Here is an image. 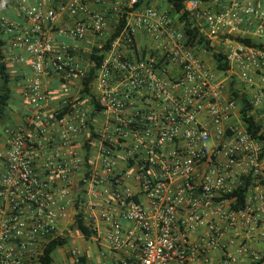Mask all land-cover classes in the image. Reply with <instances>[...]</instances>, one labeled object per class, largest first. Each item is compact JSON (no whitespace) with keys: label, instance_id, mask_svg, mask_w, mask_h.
<instances>
[{"label":"built area","instance_id":"obj_1","mask_svg":"<svg viewBox=\"0 0 264 264\" xmlns=\"http://www.w3.org/2000/svg\"><path fill=\"white\" fill-rule=\"evenodd\" d=\"M48 1L0 0V36L26 53L13 58L28 61L33 73L21 95L36 131L5 130L0 264H40L50 241H69L77 213L91 241L121 253L119 264H264V141L248 133L227 83L236 77L251 85L254 76L264 83V49L238 41L254 34L264 45V6L183 0L191 26L209 41L221 39L230 66L224 74L187 45L175 13L115 0L110 32L107 12L89 8L109 0ZM13 4L21 22L7 14ZM63 15L68 23L59 36L86 44L84 50L56 42ZM120 19L122 29L108 43ZM94 53L103 55L90 84L100 111L80 95L46 111L41 79L57 76L82 91ZM250 103L253 110L264 105V92ZM62 106L68 110L58 118ZM245 180L236 209L237 198L228 195ZM215 250L216 262L208 258ZM59 252L65 262L83 264L70 242L52 264Z\"/></svg>","mask_w":264,"mask_h":264},{"label":"crops","instance_id":"obj_2","mask_svg":"<svg viewBox=\"0 0 264 264\" xmlns=\"http://www.w3.org/2000/svg\"><path fill=\"white\" fill-rule=\"evenodd\" d=\"M17 2V0H14ZM31 3L34 2V0H29ZM60 0H49L47 5L49 6H56L59 3ZM257 6L262 7L264 6V0H253ZM115 0H109L106 5L100 7V6H92L89 5V8L94 11H100L104 10L107 12L108 16V27L109 31H112V25L114 24V17L112 16V6L114 5ZM149 6H152L153 8H156L159 11H170L173 13L170 5L166 3L164 0H149ZM203 9H206V6H203ZM7 14L9 17L13 18L16 21L21 22V18L17 15L15 12V4L11 5L7 11ZM68 19L66 16H61L58 23L55 26V39L57 43H65L68 45H72L73 47L78 50H84L86 47V44L84 43H77L75 41L66 39L62 36H59V31L62 30L67 26ZM241 29V27H239ZM251 28L247 29L249 32ZM247 39H250L252 43H259L261 41L260 38L255 36L254 34H248L246 36ZM211 42L214 44L217 51L223 52L224 48L221 45V39L218 37H213L210 39ZM3 46L1 47L2 53L4 55L3 61L7 64L8 72L11 76V101L9 102V105L6 109V113L0 121H3L2 125H0V173L3 171V158L5 154V142L7 139V136L5 134L6 129L16 130V129H23L26 132L36 133L35 130H32V127L28 126L27 118L30 115L31 108L22 98V90L23 88L29 83V80H32L33 73L30 68V65L27 62L25 63H19L15 61L13 58V55L20 54L26 56V53L24 51H14L10 48L9 44L7 43L6 39H3ZM89 46H93L94 42L87 43ZM203 51V50H202ZM202 51H196L197 55L201 59H205V53H202ZM210 55V54H209ZM77 59L82 62L83 66L89 67L86 56L79 55ZM84 62V63H83ZM213 63V61H212ZM214 65V63H213ZM254 83L253 84H246L238 80L236 77L231 78L228 83V88L230 85L231 80H234L235 82V88L238 89L241 93L246 94L250 100L259 92H264V83L260 82L258 80L257 76H254ZM43 85L45 86L47 90V101L44 104V109L47 110H53L59 107L61 108V105L63 102L70 101L71 99L77 98V96H81L82 100L83 94L80 89H78V83H72L70 86L67 83H64L59 77L52 76V77H44L41 79ZM0 87H2V80H0ZM1 91V90H0ZM86 101L89 100V98L85 99ZM252 114L257 118L259 122H264V105H261L257 109H254ZM89 133H83L82 137H79L81 142L85 140L84 138ZM80 142V143H81ZM77 147H82L81 145L77 144ZM80 150V148H79ZM261 192H264V189H260ZM80 193V191H79ZM67 222L71 223V219L74 217V208L70 207L67 211ZM67 222H64V224H67ZM130 226V225H126ZM76 235H78L76 238H69L70 244L72 246H76L79 250V253L82 257H84L83 264H119V258L121 257V253H110L107 249L103 247H99L95 242L91 241V239H86L82 237L80 234L75 232ZM76 239V241L74 240ZM75 242V243H74ZM221 257V254L219 251L215 250L211 253H209L208 258L211 261H218ZM66 256L64 253H58V255L55 257V263L54 264H71V261L68 260L65 262ZM246 259H244L242 262L244 264H247ZM192 264H201L200 259H196Z\"/></svg>","mask_w":264,"mask_h":264},{"label":"trees","instance_id":"obj_3","mask_svg":"<svg viewBox=\"0 0 264 264\" xmlns=\"http://www.w3.org/2000/svg\"><path fill=\"white\" fill-rule=\"evenodd\" d=\"M166 3H168L173 11V13L178 15V19L183 23V30L187 37V45L194 47L195 51H205L211 55L212 61L214 63L215 69L221 73H227L229 71L230 66L227 62H225V58L222 55L221 52L217 51L214 44L206 39L200 30L197 27H192L191 23L188 21L187 13L184 10V4L183 0H164ZM141 3L144 5L149 4V0H141ZM124 20L120 19L118 26L116 27L115 33L111 36V38L108 40V43L112 41V39L115 38V36L121 31L122 26L124 24ZM3 39L0 36V80H2V87H0V119H2L6 113V109L9 105V102L11 101L12 91H11V76L8 72L7 64L3 61L4 55L2 53L1 47L3 46ZM238 41L252 47L264 49V45L262 44H255L250 41V39H238ZM107 45L104 46V48H108ZM98 51L97 49L95 52ZM103 55H97V54H91L90 55V68L87 77L83 80V90L82 94L85 95L84 98H89L88 102L91 105L93 110L97 113L100 111V107L98 103L95 101L94 95H92L90 91V84L93 81V79L96 76V71L98 70L101 62H102ZM229 93L232 96L233 99H237V102L241 105V120L243 121L244 125L246 126V129L248 133L256 139H259L260 141H264V122H259L257 118L252 114L253 107L250 103L249 97L238 91V89L235 88V82L234 80H231L229 85ZM63 107V106H62ZM63 112H60L58 114V118H61L63 114L68 110L67 106H64L62 108ZM94 113H91V119L94 117ZM88 151V149H87ZM88 159V154L85 157ZM249 182L248 180H245L243 187H240L233 192H231L228 197H236L238 200V203L234 205V208H241L243 207L242 202L244 200V193L246 191V187L248 186ZM77 207V206H76ZM71 228L77 233L83 235L85 238L90 237L91 232L90 229L85 225L82 221V215L80 213H77L75 215V222L71 226ZM70 241L66 240H52L50 241L45 249L43 255L40 257V264H52L54 260V255H56L58 247L62 246L65 243H68ZM84 261V257L81 259Z\"/></svg>","mask_w":264,"mask_h":264},{"label":"rangeland","instance_id":"obj_4","mask_svg":"<svg viewBox=\"0 0 264 264\" xmlns=\"http://www.w3.org/2000/svg\"><path fill=\"white\" fill-rule=\"evenodd\" d=\"M202 53H205V54H204V55H205V59H204V61L212 66L213 63H212L211 55H209V53H207V52H205V51H202ZM2 123H3V121H0V125H2ZM0 130H1V128H0ZM70 228H71V227H70ZM75 232H76V231L73 230L72 228L70 229V233H72V234H71V238H72V237L76 238V237L78 236V235H76ZM74 240L76 241V239H74ZM74 243H75V242H74Z\"/></svg>","mask_w":264,"mask_h":264}]
</instances>
